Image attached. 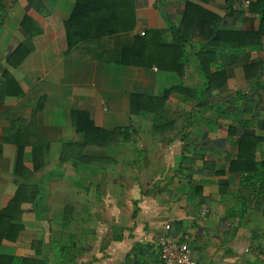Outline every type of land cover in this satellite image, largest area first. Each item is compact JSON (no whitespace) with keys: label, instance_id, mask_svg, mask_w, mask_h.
Segmentation results:
<instances>
[{"label":"crops","instance_id":"obj_1","mask_svg":"<svg viewBox=\"0 0 264 264\" xmlns=\"http://www.w3.org/2000/svg\"><path fill=\"white\" fill-rule=\"evenodd\" d=\"M229 1L134 0L132 32L69 50L65 23L76 0H0V212L20 203L19 235L0 255L164 264L158 240L188 236L198 264H264V189L251 174L230 172L240 139L264 138V82L249 89L264 71V42L257 51L228 39L208 45L227 71L222 90L217 82L209 90L198 36L183 78L116 63L142 31L173 42L189 2L221 17L224 32L258 31L255 0H235L232 15ZM20 46L32 48L24 58L15 56ZM170 88L160 112H131L134 94ZM243 91L250 101L236 99ZM74 111L88 112L98 134L88 140ZM256 160L264 161V141Z\"/></svg>","mask_w":264,"mask_h":264},{"label":"trees","instance_id":"obj_2","mask_svg":"<svg viewBox=\"0 0 264 264\" xmlns=\"http://www.w3.org/2000/svg\"><path fill=\"white\" fill-rule=\"evenodd\" d=\"M28 1L34 6V2L40 0ZM234 1H229L231 6H229L228 14L232 15L234 13L232 10ZM249 12L260 18L258 31L250 33L224 32L219 29L221 17L189 2L181 25L174 31L173 42H165L159 31H146L144 36L135 37L133 46L125 47L119 52L120 59L116 63L146 69L157 67L161 73H174L183 78L187 65L186 58H184L185 53L188 51V47L193 44L192 40L198 36L201 40L206 41L202 43L198 58L206 79L210 81L211 89L209 90L213 89L214 82H217V88L222 90L226 88L227 71L218 63V56L208 54L210 52V49H207L210 47L208 45L218 42L224 43L228 39L231 43H237L240 46L250 48L252 51L261 50L264 42V0L251 2ZM136 22L134 0H76L74 11L65 23L69 50L87 42L128 34L136 28ZM25 25H27V22ZM27 32L34 35V32ZM31 49V47L20 46L15 52V56L23 54L24 58L30 53ZM202 53L203 55H200ZM213 67L218 68L213 72ZM263 75L264 71L261 70L257 79L250 83L251 88L249 89L251 91L257 92L263 89ZM174 92L176 90L170 88L162 96L157 97L134 94L132 96L131 112L151 111L158 113ZM238 98L250 101L247 99L249 96L246 91L238 92L236 99ZM247 111L250 112V110ZM73 115L74 121L77 122L76 124L79 127L78 130L84 132L88 140L93 135L98 134L99 129H96L92 124L88 112L74 111ZM239 124L243 126L251 125L245 122ZM261 126L264 129V119ZM261 141H264V138L256 137L253 134H245L239 141V155L237 160L231 163L230 172L251 174L253 179L259 182L260 187L264 189V161L257 162L256 160V148ZM18 204L20 203L15 198L8 208L0 212V245L4 240L15 241L19 235L20 227L14 224L18 218L14 213L19 209ZM262 238L264 239V235ZM0 264H47V261L0 255Z\"/></svg>","mask_w":264,"mask_h":264},{"label":"built area","instance_id":"obj_3","mask_svg":"<svg viewBox=\"0 0 264 264\" xmlns=\"http://www.w3.org/2000/svg\"><path fill=\"white\" fill-rule=\"evenodd\" d=\"M144 34L145 31H142L141 35ZM169 228L170 226H167V229ZM189 244L190 238L188 236L184 237V241L181 243L173 242L164 237L160 238L158 246L161 260L164 264H198L192 256Z\"/></svg>","mask_w":264,"mask_h":264}]
</instances>
